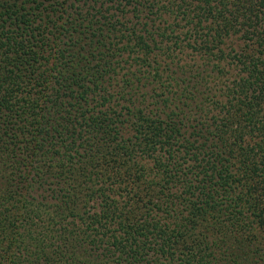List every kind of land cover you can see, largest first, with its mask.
Listing matches in <instances>:
<instances>
[{
	"label": "trees",
	"instance_id": "trees-1",
	"mask_svg": "<svg viewBox=\"0 0 264 264\" xmlns=\"http://www.w3.org/2000/svg\"><path fill=\"white\" fill-rule=\"evenodd\" d=\"M0 264H264V0H0Z\"/></svg>",
	"mask_w": 264,
	"mask_h": 264
}]
</instances>
